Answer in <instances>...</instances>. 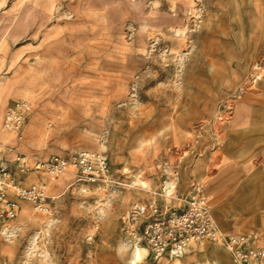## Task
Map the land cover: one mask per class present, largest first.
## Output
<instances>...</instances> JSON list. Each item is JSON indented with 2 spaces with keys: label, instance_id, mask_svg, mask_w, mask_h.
Segmentation results:
<instances>
[{
  "label": "rangeland",
  "instance_id": "1",
  "mask_svg": "<svg viewBox=\"0 0 264 264\" xmlns=\"http://www.w3.org/2000/svg\"><path fill=\"white\" fill-rule=\"evenodd\" d=\"M18 97L30 111L25 140L2 132L12 149L106 165L91 183L29 172L48 209L18 199L0 264H130V205L197 192L221 231L264 246V0H0V126ZM141 247L135 264H234L219 241Z\"/></svg>",
  "mask_w": 264,
  "mask_h": 264
},
{
  "label": "built area",
  "instance_id": "2",
  "mask_svg": "<svg viewBox=\"0 0 264 264\" xmlns=\"http://www.w3.org/2000/svg\"><path fill=\"white\" fill-rule=\"evenodd\" d=\"M29 111V100L18 97L3 112L0 126V222L18 213V199L31 202L35 209H48L46 182H23L33 170L44 171L55 178L73 168L74 183L95 182L105 170L106 157L101 151L81 149L69 155L35 158L12 149L2 138V132H13L16 139L25 140L23 125ZM121 219L126 239L145 247L153 258L167 251L180 252L191 240L221 242L234 264H251L264 258V246L254 245L251 235L226 234L220 230L208 200L201 192L191 195L181 207L164 206L156 201L134 202ZM92 236L88 233L86 239L90 240Z\"/></svg>",
  "mask_w": 264,
  "mask_h": 264
},
{
  "label": "bare ground",
  "instance_id": "3",
  "mask_svg": "<svg viewBox=\"0 0 264 264\" xmlns=\"http://www.w3.org/2000/svg\"><path fill=\"white\" fill-rule=\"evenodd\" d=\"M36 76V75H34ZM38 76V75H37ZM38 82V81H37ZM142 247L140 245H134L130 252L129 262L135 264L137 258L140 256Z\"/></svg>",
  "mask_w": 264,
  "mask_h": 264
}]
</instances>
